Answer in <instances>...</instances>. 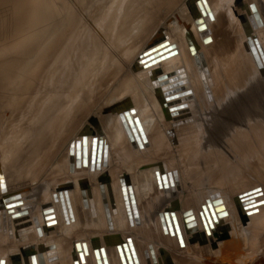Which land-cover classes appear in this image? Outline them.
Wrapping results in <instances>:
<instances>
[{"label": "bare ground", "instance_id": "bare-ground-1", "mask_svg": "<svg viewBox=\"0 0 264 264\" xmlns=\"http://www.w3.org/2000/svg\"><path fill=\"white\" fill-rule=\"evenodd\" d=\"M182 1L133 0L124 11L127 0H85L79 6L73 5L74 0H40L38 7L27 10L25 19L5 23L8 10L0 16V107L8 109L0 142L8 147L19 139L0 181V195L12 191L0 200V264H11L10 255L26 251L31 243L36 244V250L31 246L34 255L38 245L45 248L41 263L20 256L18 264H97L87 239L91 234L99 236L103 249L104 259L98 253L99 264H133L128 250L121 259L116 246L103 239L116 235L122 243L131 239L137 264H152L148 244L156 264H204V260L240 264L241 256H246L248 264L254 258L256 264H264V254L259 255L264 251V205L247 210L237 200L257 186L262 187L264 200V77L258 73L245 36L250 29L249 38L256 36L264 57V0H252L262 27L235 0H189L194 3L187 9L178 6ZM231 5L236 14L230 11ZM187 10L193 14L191 24L184 17ZM26 20L33 21L32 26L26 27ZM201 24L204 33L198 30ZM165 37L171 38L177 56L155 70H140L138 56L167 41ZM192 47L202 55H194ZM179 68L186 71L194 94L193 121L188 124L173 120L162 106L163 90L156 87V76ZM201 78L209 89V101ZM114 102L118 103L104 113L103 105ZM123 108L134 109V116L119 117ZM100 111L99 122L92 115ZM91 132L95 136L86 137ZM100 136L107 149L106 163L101 158L99 170L92 172L91 139ZM59 152L61 156L56 157ZM156 158L162 159L163 170L156 166L149 175L128 174L131 182L139 176V183H145L140 188L131 186L129 199L118 175L130 163L139 169L140 163ZM155 171L158 177L152 176ZM165 172H171L170 177L161 179ZM101 174H107L110 183L104 194L111 231L98 188ZM239 179L251 186L233 194L242 187ZM63 181L72 182L73 190L52 197L57 186L65 185ZM32 197L35 203L26 212L31 226L17 231L11 220L10 225L6 221L3 208ZM217 198L223 200L217 202ZM45 205L47 213L42 214ZM167 207L174 211L183 248L171 222L161 231L158 213ZM185 211L187 222L182 219ZM248 217L249 226H242ZM53 223L54 235L46 237ZM225 235V242L208 249ZM76 240L78 247L73 249Z\"/></svg>", "mask_w": 264, "mask_h": 264}, {"label": "water", "instance_id": "water-1", "mask_svg": "<svg viewBox=\"0 0 264 264\" xmlns=\"http://www.w3.org/2000/svg\"><path fill=\"white\" fill-rule=\"evenodd\" d=\"M199 0H196V2H198ZM236 6L238 8H241L242 11L248 12L250 11L251 15H252V19L254 20L256 26H260L262 27V22L260 21L259 15L254 7V4L252 2V0H246V2H244L243 0H235ZM202 21L199 20V23H201ZM243 24V23H242ZM248 27V26H246ZM198 30L200 31V33H204V25L201 24L198 27ZM251 33V30L249 29L247 31V33L245 34L246 38L248 39L246 44L248 46L249 52L252 56V60L255 63V66L258 70V73L264 77V57L261 51L260 46L258 45L257 42V38L255 35H253L251 38H249ZM189 34V31H186L184 33V36L186 38V36ZM166 39V37H165ZM164 40L163 39H159V41ZM156 43V40L153 43H150L149 45H147L145 48H148L150 46H152V44ZM193 50V54L194 55H198L201 54L202 52L197 50L196 48L192 47L191 48ZM177 50L176 47L174 46V44L170 43L169 41H165L164 43L160 44L159 46L152 48L148 51H146L143 54H140L138 56V59L140 60L139 62L136 63V65L139 67L140 70H145L148 68H152L156 65H159L160 63L165 62L166 60H169L175 56H177ZM203 60V59H202ZM135 65V66H136ZM202 68V75H205V77L207 76V73L204 70V66L201 65ZM203 77V76H202ZM156 81L159 82L158 87L163 90V108L167 110V113H170V116L173 118V120H175V122H181L182 124H188V123H192L193 121V113L191 111L190 108V103L191 101H193L194 99V94H193V90L191 88L188 87L189 84V79H188V75L186 73V71H184V69L179 68L176 69L170 73H167L165 75H162L160 77H156L155 78ZM200 85H201V89L203 91V93L205 94V97L208 100V97L210 96V92L209 89L207 87V84L202 81V78L200 79ZM211 102V101H210ZM114 107V106H113ZM124 110L121 109L120 111ZM116 111H119V109H117ZM115 111V113H116ZM131 114V116H134L135 111L134 109H130L129 111H122L119 113V117L122 116H127V114ZM136 119V117L133 119V121ZM93 122H95V120H92ZM126 128V127H125ZM127 132V130H126ZM92 134L86 136H95V133L91 132ZM128 133V132H127ZM81 134V133H80ZM104 142V141H103ZM102 142V137H92L91 139V146H90V169L93 172L94 169L99 170V166H100V159L102 158V161H104V164L106 163V156H107V149L105 147V143ZM80 143V140H77L75 143V147H76V155H77V150L78 149V144ZM161 162H155L153 163V167L152 169L156 168V166L158 168H160V170L162 169ZM83 164L85 165V163L83 162ZM85 167H87V165H85ZM141 169V167H140ZM163 170V169H162ZM171 172H165L163 173V175L165 176H160L161 179H165V178H169L170 177ZM152 176H156L158 177V171H155L154 174H152ZM118 178L120 179V186L121 188H125L128 191V197L129 199L131 198L132 194H131V186L132 184L134 185V182L130 181V176H128L127 172L124 171L123 173L118 175ZM98 182H100L101 184L98 186L99 191H100V197H101V201H102V206H103V210H104V215H105V219H106V223H107V227L108 229L111 231V222H110V218H109V212L107 209V203H106V199H105V194H104V187L107 188V190H110V183H109V179L107 178V174H101L98 176L97 178ZM130 181V182H129ZM131 183V184H129ZM68 188H70L69 185H62V186H57V193H54L52 195V197H55L56 195L60 196L61 193L66 194V190H68ZM56 189V188H55ZM262 187L257 186L245 193H242L240 195L237 196V200L240 203H244L246 204L245 206L247 207V210L252 209V208H256V207H260L264 205V200L261 199L263 197V191H262ZM123 191V190H122ZM5 194V193H4ZM125 197L127 196L126 193H122ZM123 198L124 200H127L126 198ZM259 199V200H258ZM221 200H223V198H217L216 201L220 202ZM225 202V201H224ZM35 203V197H32L30 199L25 200L24 202H17V203H12L10 205H6L3 210L6 211V214L8 215L6 218V221L9 224V221H12V224H14V228L15 230H21L23 228H26L27 226H31L30 221H29V216L27 215V210L31 209V204ZM206 203H208V199L206 200ZM47 205L45 206H41V212L42 214H46L47 211ZM204 206H202L201 208L203 209ZM246 209V208H245ZM170 207H167L164 209V211L162 213H158V219H159V224H160V228L161 231L165 230V225L166 227H170V222L172 223V226H174L175 230H176V234H177V240H178V244L179 246L183 245L182 243V239L180 237V234L178 232V227H177V222L174 216V211H171ZM134 211V210H133ZM134 215L136 212H133ZM65 215V213H64ZM186 215L188 216V211L183 212L182 214V219L185 218V221L187 222L186 218L188 219V217H186ZM199 215H202V212H199ZM36 217H33V222L35 221ZM136 219V218H135ZM136 224H139L138 218L136 219ZM10 225V224H9ZM190 224H188L189 226ZM191 226V225H190ZM8 230V229H7ZM9 230H10V226H9ZM166 231V230H165ZM8 234H10V232H8ZM105 237V238H104ZM226 237V235L224 236ZM90 241V244L93 248V252L95 255V258L98 260L99 264V257H98V253L101 255V259H104V254H103V249L100 248V243H99V236H88L87 238ZM103 239H105V241L109 244L115 245L118 252L120 253V258L123 259V255H125L126 253L130 252L129 255L134 256L132 257V261L133 264H137V260L136 257L134 255V251L132 250V246H131V242H130V238H127L125 240V242L122 243L123 239L119 236H113L112 238H110L109 236H103ZM8 244H12L13 242L10 240L9 236H8V240H7ZM72 243V242H70ZM78 244H75V247H77ZM82 247L85 249V244H82ZM38 248V254L34 255L33 249L30 246L26 251L25 250H19L18 252H16L15 254H11L10 257H12L10 259L11 264L13 263H17L20 261V256L22 259H30L31 262L34 261V259L36 258L38 261H40V256H41V252L45 251V248L43 247L42 244L37 246ZM183 248V246L181 247ZM128 250V252H127ZM147 250L150 254L149 258L151 260L152 264H156V261L154 259V254H153V250H152V244H148L147 246ZM124 262V261H123ZM41 263V261H40Z\"/></svg>", "mask_w": 264, "mask_h": 264}, {"label": "rangeland", "instance_id": "rangeland-1", "mask_svg": "<svg viewBox=\"0 0 264 264\" xmlns=\"http://www.w3.org/2000/svg\"><path fill=\"white\" fill-rule=\"evenodd\" d=\"M56 2H57V0H55ZM75 2L73 3V5L74 6H79V4L81 3V1H83V2H85V0H80V2L78 1V0H74ZM128 1V3L126 4V7H124V11L126 10V8L128 7V6H130L131 4H132V2H133V0L132 1H130V0H127ZM194 1H196V0H194ZM194 1H189V0H183L178 6L179 7H181V6H185L186 5V9L189 7V4L191 3H194ZM40 4V0H0V16L4 13V11H6V10H8L7 11V13H6V17H5V23L7 22V20H9V19H17V18H26V16L27 17H29V14H28V12H27V10H31L32 8H34V7H38V5ZM23 6H24V8H23ZM141 6V5H140ZM230 11H231V8H232V11H233V13L234 14H236L237 12L235 11V8L231 5L230 7ZM185 14H184V17H185V19H186V22H189L190 24H191V20H192V12L191 11H185L184 12ZM50 17H52L51 15H50ZM35 23V22H34ZM25 24H26V27H29V26H32V24H33V21H28V20H26L25 21ZM1 27L4 29V28H6V24L5 25H1ZM37 27H36V25H35V29H36ZM170 37H168V39H166L167 41H170ZM167 61V60H166ZM161 64V63H160ZM160 65H156V66H154V67H152V68H148V69H156V67L158 68ZM128 68V67H127ZM126 71H128L127 69H125ZM153 70V71H154ZM126 71H124V72H126ZM145 71V70H144ZM144 71H141V72H144ZM153 75L154 74H152L151 75V77H153ZM161 75H163V72H161L160 73V75L159 76H156V77H160ZM140 76V75H139ZM156 83H157V86L156 87H158V84H159V82L158 81H156ZM117 84V83H116ZM115 84V85H116ZM115 85L113 86V88L115 87ZM155 86H152V89H153V91L155 90V88H156ZM112 88V89H113ZM104 98H105V96L104 97H102L100 100H99V103H102V102H104L105 100H104ZM113 101H116V100H112V102ZM120 103L121 102H123V103H125V101L124 100H121V101H119ZM115 103H118V102H114V103H110V105H107V106H105V105H103V108H104V113H107V112H109L112 108H114V107H112V105L113 104H115ZM128 103H129V105L130 106H132V107H135L132 103H131V101L129 100L128 101ZM98 108V107H97ZM102 108V109H103ZM10 110V109H9ZM102 115H103V113H102V111H100V113L99 114H96V115H92V117L93 118H95V119H97L99 122H100V119H99V117H102ZM7 117H8V109H6L5 107H0V127H3L4 125H5V123H6V119H7ZM77 131H78V129H77ZM76 131V132H77ZM1 128H0V135H1ZM90 137V136H89ZM18 141H19V139H17V138H15L12 142H11V144L7 147L6 146V144L5 145H3V144H1V142H0V181L3 179V178H1L2 177V173H3V169L4 168H9L10 167V156H8V155H10V153H12L13 152V150H15L16 148H17V146H18ZM61 152H59L57 155H56V157H60L61 156ZM6 156V157H5ZM5 157V158H4ZM160 160H162L161 158H156V159H150L149 161H148V163L146 164V163H143V164H139L140 166H139V169H138V167H137V165L135 164V163H130V164H128V165H126L125 166V168L123 169L124 171H126L127 172V174H129V173H131V172H133V173H131V174H134V173H139V175H140V173L142 172V173H144V175H149V170L150 169H152V167H153V163H155V162H160ZM53 163H55V162H53ZM53 165H51L50 164V166H48V167H46V168H44L45 170L42 172V174H46L48 171H49V169H50V167H52ZM132 167H134V169L132 168ZM140 167H141V169H140ZM137 168V169H136ZM123 171V172H124ZM122 172V173H123ZM139 178V179H138ZM181 178H182V176H181ZM140 177L139 176H137V178H136V181H134V185L132 184V186L134 187V186H136L137 185V188H140L141 187V185H145V183L143 184V183H139V181H140ZM183 180V179H182ZM239 180L241 181L240 183H239ZM238 180V183L240 184V186H242V187H240L239 188V190L237 189V191H234L233 192V194H235V193H237V192H239V191H241V190H244V189H246V188H248L249 186H251V185H249V186H244V180L245 179H239ZM235 181V179H233L232 178V181L231 182H234ZM64 182V184H66V185H69L70 186V188L68 189V191H72L73 190V188H74V186H73V183L72 182H68V181H63ZM246 182V181H245ZM234 183H237V181H235ZM182 184H183V182H182ZM255 184V183H254ZM256 184H258V183H256ZM58 185H61V183H58ZM253 185V184H252ZM32 186H36V185H32ZM183 186V185H182ZM184 187V188H183ZM182 187V192L186 189L185 188V186H183ZM54 188V187H53ZM52 188V189H53ZM51 189V190H52ZM184 189V190H183ZM27 190H29V188L27 189ZM27 190H25V191H27ZM54 190V189H53ZM30 191V190H29ZM12 192V191H11ZM11 192H7L6 191V193L5 194H2V195H0V200L1 199H3L2 197L3 196H5V195H7V194H9V193H11ZM18 192H21V191H18ZM232 194V195H233ZM135 195L137 196V198L139 197V194H138V192H135ZM207 196H209V195H207ZM49 198V196L47 197V199ZM179 199H180V196L178 197ZM201 201H203V200H201ZM179 203V202H178ZM250 214H252L253 212H249ZM252 215H254V214H252ZM51 218H53L54 219V216H50ZM47 219V218H46ZM49 221H51V220H49ZM53 221V220H52ZM245 222V223H244ZM244 222H242V226H244V227H246V226H249V224H250V222H251V218H246L245 220H244ZM245 224V225H244ZM52 226H50V227H47V229L49 230L51 227H52V231H49V234L50 235H48V236H46V237H49V238H51V237H53V229H54V227H55V225H56V223H53V224H51ZM263 230L261 231L262 233L264 232V227L262 228ZM108 234H110V233H108ZM45 234H43V236H44ZM45 237V236H44ZM45 237V238H46ZM123 237V236H122ZM227 235H226V237L225 238H218V239H216V242H213L212 244H209L207 247H208V249L209 250H213V248L215 247V243H218V242H225L226 240H227ZM76 242L77 243H74V244H78L79 242L76 240ZM30 246H32L33 247V249L34 250H36V244H34V243H31L30 244ZM77 247H78V245H77ZM77 247H75L74 246V248L73 249H76ZM52 247H50L49 249H51ZM69 250H71L70 252H71V254H72V252H73V250L71 249V247H70V249ZM70 254V255H71ZM264 254V251L263 252H261L259 255L261 256V255H263ZM258 255V256H259ZM74 256H75V254H74ZM210 258V257H209ZM245 258H246V256H241L240 257V260H239V263L240 264H248V262H245ZM201 259V258H200ZM254 259H256L257 260V258H254ZM256 260H251L252 262L250 263V264H256L257 262H256ZM204 264H210L208 261H206V260H204V262H203ZM201 264H202V262H201Z\"/></svg>", "mask_w": 264, "mask_h": 264}, {"label": "crops", "instance_id": "crops-1", "mask_svg": "<svg viewBox=\"0 0 264 264\" xmlns=\"http://www.w3.org/2000/svg\"><path fill=\"white\" fill-rule=\"evenodd\" d=\"M91 236H92V234H91ZM94 236V235H93Z\"/></svg>", "mask_w": 264, "mask_h": 264}]
</instances>
